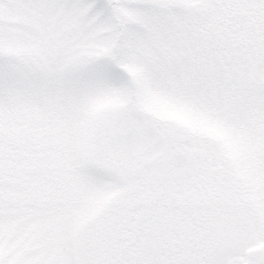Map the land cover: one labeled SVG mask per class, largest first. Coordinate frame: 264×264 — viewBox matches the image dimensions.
<instances>
[{"label":"snow or ice","instance_id":"obj_1","mask_svg":"<svg viewBox=\"0 0 264 264\" xmlns=\"http://www.w3.org/2000/svg\"><path fill=\"white\" fill-rule=\"evenodd\" d=\"M0 264H264V0H0Z\"/></svg>","mask_w":264,"mask_h":264}]
</instances>
